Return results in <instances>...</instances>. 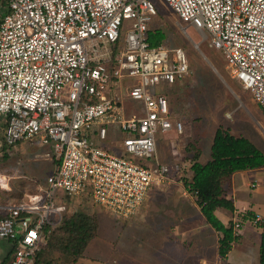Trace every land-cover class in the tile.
Returning a JSON list of instances; mask_svg holds the SVG:
<instances>
[{
  "label": "built area",
  "instance_id": "obj_1",
  "mask_svg": "<svg viewBox=\"0 0 264 264\" xmlns=\"http://www.w3.org/2000/svg\"><path fill=\"white\" fill-rule=\"evenodd\" d=\"M160 1L208 34L264 114V0ZM0 2V143L32 141L53 155L45 185L1 207L0 239L15 244L8 264H34L45 225H59L83 192L102 211L127 219L150 186L189 172L190 160L174 147L173 160L160 161L156 133H183L164 91L189 74L190 62L181 46L148 42L157 15L151 0ZM123 99L133 102L130 111ZM117 130L121 153L105 142ZM182 188L195 200V191ZM259 221L256 214L251 222ZM241 228L233 221L235 235Z\"/></svg>",
  "mask_w": 264,
  "mask_h": 264
},
{
  "label": "rangeland",
  "instance_id": "obj_2",
  "mask_svg": "<svg viewBox=\"0 0 264 264\" xmlns=\"http://www.w3.org/2000/svg\"><path fill=\"white\" fill-rule=\"evenodd\" d=\"M151 1L157 10L150 25L151 30H162L165 33L162 43L170 47L181 46L190 62L189 74L164 91L171 114L183 122V133L176 134L174 130L156 133V150L160 161L170 163L173 160V147L179 150L178 157L185 160L200 149L207 150L218 126L235 135L247 137L264 152V114L250 92L233 77L222 52L210 46L205 31L184 24L162 1ZM4 11L5 6L0 2V17ZM132 105V101L123 99L124 110L130 111ZM1 137L0 126V141ZM121 137L117 130L106 139L111 152L121 153ZM53 168V155L48 146L23 141L8 148L0 143V175L6 180V186L0 184V205L5 204V193L8 201L15 203L37 192L45 185L46 176ZM174 177V181L150 186L137 213L127 219L115 217L93 205L87 192L82 193V198L73 199L67 215L80 211L94 215L97 220V216L100 218L102 214L108 218L104 227L96 221L97 225L100 224V230L97 226V235L84 249V257L75 264H114L120 259V264H126L131 258H141L133 262L144 264V259L154 261L156 253L177 257L184 252H193L195 255L196 251L203 252V264H215L218 260L219 235L206 223L196 201L184 192L177 176ZM238 178L234 188L231 182L224 186L226 196L236 204V211L217 208V214L220 216L224 210L232 222L241 221L242 226L249 222L254 225L251 220L243 221L240 214L249 210V202L255 199L258 206L253 208H257L258 213L264 217V172H250ZM254 180L257 185L252 187L250 184ZM0 212L5 211L0 207ZM49 235L45 236V243ZM242 239L241 235L239 244H245ZM53 241L50 237L49 244ZM4 242L6 240L0 239V255L6 250L3 248ZM47 248L52 253L46 249V252L40 250L46 253L45 257L48 256L50 264H66L70 261V257L60 251L62 249L58 243L48 245ZM244 249L235 248L233 252H243ZM161 261L163 264L162 258ZM228 261L233 262L231 255ZM40 262H36L35 257L34 264ZM185 264L195 263L186 259Z\"/></svg>",
  "mask_w": 264,
  "mask_h": 264
},
{
  "label": "trees",
  "instance_id": "obj_3",
  "mask_svg": "<svg viewBox=\"0 0 264 264\" xmlns=\"http://www.w3.org/2000/svg\"><path fill=\"white\" fill-rule=\"evenodd\" d=\"M164 39L165 33L160 29H150L147 32V40L150 45L162 43ZM198 157L199 152H194L189 159V172L181 176L179 180L187 191L196 192V204L206 223L218 233L217 253L225 260L239 234L235 235L233 233L231 219L224 223L215 213L217 208L235 212L234 202L226 196L224 186L230 182L231 175L236 171L264 167V152L247 137L235 135L228 129L218 126L211 140L210 159L205 163H201L198 161ZM5 213L0 212V219L5 216ZM240 215L243 221H252L256 214L252 210H247ZM96 221L94 215H88L80 211L65 215L59 225H45L43 229L45 236L50 235L44 244L45 246L43 245L45 248L43 246L41 248L43 251H45L44 249L50 251L51 249L47 248L48 245L58 243L62 249L59 250L70 257V261H67L66 264H73L82 256L86 245L94 237L97 229ZM255 225L261 229L258 264H264V220L257 222ZM50 237L55 240L51 242V245L49 244ZM14 249L15 244L12 243L11 250L0 264L9 262ZM41 250L36 253V262L40 260V264H50L48 256L45 257L46 251ZM225 264L231 263L225 262Z\"/></svg>",
  "mask_w": 264,
  "mask_h": 264
},
{
  "label": "crops",
  "instance_id": "obj_4",
  "mask_svg": "<svg viewBox=\"0 0 264 264\" xmlns=\"http://www.w3.org/2000/svg\"><path fill=\"white\" fill-rule=\"evenodd\" d=\"M211 140H212V138H211ZM210 147H211V143H209V146H208L207 150H205V151L201 150V149L199 150V157H198V161L199 162L205 163L206 161H208L210 159ZM250 172H254V173H261L262 172L263 173L264 172V167H259V168H255V169H246V170H241V171L234 172L231 175V178H230V182H231L232 188H234L235 184L239 180V178H238L239 176H241V175H245L246 176L247 173H250ZM0 178L3 180V181H1L2 184H4L6 186L5 178H3L1 175H0ZM240 179H241V177H240ZM247 185H249V183H247ZM5 191H7V190H5ZM8 199L9 198H8L7 194L5 193V197H4L5 204L4 205H0V207H3L5 205L13 204L10 200L8 201ZM253 200H251V203L249 202L248 209L254 211L255 214H259L258 211H257V208L256 209L253 208V207H255V205L258 206V203H257V201L255 199H253ZM234 205H236V204H234ZM217 211L218 210L215 211L216 215L224 223H227L230 220V217H228L226 215L227 213L224 210L222 212H220L221 213L220 216L217 214ZM259 216L261 218L260 221L264 220L263 216H261L260 214H259ZM97 218H98L97 221L100 222L101 227H104V224L106 225L107 220H108L106 215L102 214V216L100 218L98 216H97ZM100 224L97 225V226H99V230H100ZM260 234H261V229L259 227H257L255 224L253 225L250 222L249 223H245L242 226V229L239 232L238 239L233 243L232 248L227 253L226 259L223 260V258H221L218 255V253H217L216 257H217L218 260L215 262V264H225V262H229L231 264H258V262H259V245H260V240H261ZM96 235H97V231H96L94 237ZM241 235L243 237L242 241L243 242L245 241V244H243V243L239 244V239H240ZM4 240H6V239H4ZM90 241L88 242V244L90 243ZM88 244L86 245V247L88 246ZM11 245H12V243L9 240H6V242L3 243V248H6V250H5V252H3V254L1 253V255H0V263L5 259L6 255L11 250ZM235 248H239V249L240 248H245V249H244L243 252L237 251V252L234 253L233 249H235ZM229 255H231V258H232L233 262L228 261V256ZM81 257H84V254H82ZM81 257H79L76 260V262ZM94 258L95 257H92V259H94ZM155 258L157 259L156 262H155ZM161 258L163 259V264H168V263H171V264H185V260L186 259L189 260L190 263L194 262L195 264H203V262L205 260L203 252L199 251V253H198V251H196L195 255H194L193 252H188V254H187V252H184V253L180 254L179 256H177V257H172V254H167V257H166V254L165 255H161L160 253H156L155 257H154V261L152 260L151 262H149V259L148 260L144 259L143 263L144 264H161L162 263ZM140 259L141 258H137V259L131 258V259L128 260V262L134 264V262H133L134 260L139 261ZM119 261L121 262V259L120 260H116L114 262V264H120ZM76 262H74L73 264H75ZM128 262L126 264H128Z\"/></svg>",
  "mask_w": 264,
  "mask_h": 264
},
{
  "label": "bare ground",
  "instance_id": "obj_5",
  "mask_svg": "<svg viewBox=\"0 0 264 264\" xmlns=\"http://www.w3.org/2000/svg\"><path fill=\"white\" fill-rule=\"evenodd\" d=\"M1 181H3L1 178H0V183L2 184V182Z\"/></svg>",
  "mask_w": 264,
  "mask_h": 264
}]
</instances>
